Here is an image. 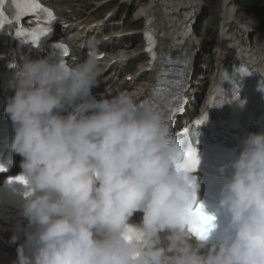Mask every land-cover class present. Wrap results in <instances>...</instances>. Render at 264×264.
<instances>
[{"label":"clouds","instance_id":"1","mask_svg":"<svg viewBox=\"0 0 264 264\" xmlns=\"http://www.w3.org/2000/svg\"><path fill=\"white\" fill-rule=\"evenodd\" d=\"M100 74L95 49L78 63L24 57L15 73L4 112L30 189L15 264H264V131L248 133L220 169L229 219L210 242L188 214L200 181L177 170L171 124L128 94L96 100Z\"/></svg>","mask_w":264,"mask_h":264},{"label":"bare ground","instance_id":"2","mask_svg":"<svg viewBox=\"0 0 264 264\" xmlns=\"http://www.w3.org/2000/svg\"><path fill=\"white\" fill-rule=\"evenodd\" d=\"M202 3V0H146L145 3H139L141 4L139 5L141 8L135 10L134 16L136 17L135 19L154 18L158 29V36L160 37L159 43L161 49H169L170 51L175 49L176 52L184 51V55L190 57V71H194L198 66L197 62L199 57H201L199 56L200 43L193 35L191 37L194 40H189L188 33L191 27L193 28V21L195 19L193 16L196 17L197 10ZM223 7L224 5L222 4L220 6V23L222 24L221 35L226 36H222L221 42H218L217 48L214 52V58H216L217 64L225 63L226 61H229V59L237 60L243 58L247 60L248 63L252 61L259 63V66H262L264 69V54L262 53V49L256 47L251 40L247 39L249 26H246L245 23H240L237 25L236 31L233 32V35L230 34L227 36V34H224V30L229 24H227V21L230 17V9L225 8L223 12ZM180 13H185V15L182 17L181 14L180 19L176 18ZM98 27L99 24L96 28ZM68 31L73 33L74 30H72V25L68 26ZM109 39L113 40L114 37H110ZM132 49L133 47L127 48L129 53H131L130 51ZM113 58L117 59L119 56L116 55ZM112 59L108 61H111ZM145 65L149 67V63H145ZM153 70H156V66H154L151 72L152 84L148 87L145 86L140 88L138 91L131 93L132 95L128 93L130 96H140L147 94V92L151 90L156 78ZM133 78L138 79L134 76ZM216 79L217 76L211 78V85ZM118 85H120V83H118ZM109 89H112V86H110ZM210 89L211 87L207 89L208 93L210 92Z\"/></svg>","mask_w":264,"mask_h":264},{"label":"rangeland","instance_id":"3","mask_svg":"<svg viewBox=\"0 0 264 264\" xmlns=\"http://www.w3.org/2000/svg\"><path fill=\"white\" fill-rule=\"evenodd\" d=\"M220 0H206V6L202 10V16L200 19L203 20L199 23L198 28L202 25V29H198V34L202 33V37L210 41L209 37L211 35L215 36V40L219 38L218 34V22L219 18L214 15L215 11L213 8L219 6ZM239 4H242L248 8L246 22L255 23L253 25L254 30L250 33L254 39H258V34L264 33V0H238ZM131 5L127 0H111L109 2H104L101 10L105 13L107 10L111 9L116 17L113 18V23H119L118 28L120 31L127 36V41L129 45L135 44L142 47L143 38L141 33L144 28L143 18H139V24H135V9H138V2H134ZM117 6H120L118 9ZM129 12V13H128ZM206 25V26H205ZM197 30V29H196ZM111 35V34H109ZM135 41V42H134ZM264 40L260 44H263Z\"/></svg>","mask_w":264,"mask_h":264},{"label":"snow or ice","instance_id":"4","mask_svg":"<svg viewBox=\"0 0 264 264\" xmlns=\"http://www.w3.org/2000/svg\"><path fill=\"white\" fill-rule=\"evenodd\" d=\"M12 6L15 9V19L19 20L20 17L26 16L32 12H35L37 9L40 8V5L36 2V0H10ZM5 3V0H0V7L3 6ZM49 22L52 20H55V16L51 11L45 10ZM5 24V16L4 12L0 11V28H3ZM50 29H37L32 33L25 32L24 29H19L16 32V36L23 37V36H30L33 43L38 41L40 39V36L46 35ZM39 33V34H37ZM149 39L151 37L149 36ZM58 48H61L64 53L66 54V49H63L62 45H57ZM148 51H152L151 48L148 49ZM61 62H63V59H61ZM171 119V117H169ZM207 120V115H205L201 120H198L196 123L197 125L205 123ZM182 136L184 137L182 143L187 145V148L185 151H183L182 159H180L178 162H176V168L177 170H183L185 172H194L199 164V158L198 154L195 150V148L192 146L191 141L188 139V132H183ZM16 181L19 183H26L23 179V177H17ZM188 214L192 217V224L194 226V231L201 237L204 238L209 230L213 227V217L210 215H207L202 205H197L194 209L191 207L188 209Z\"/></svg>","mask_w":264,"mask_h":264}]
</instances>
